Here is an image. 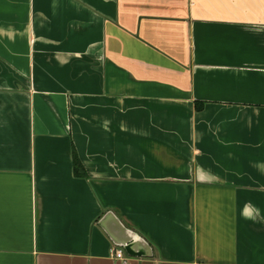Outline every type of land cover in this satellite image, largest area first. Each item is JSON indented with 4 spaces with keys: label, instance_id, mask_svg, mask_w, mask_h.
<instances>
[{
    "label": "crops",
    "instance_id": "obj_1",
    "mask_svg": "<svg viewBox=\"0 0 264 264\" xmlns=\"http://www.w3.org/2000/svg\"><path fill=\"white\" fill-rule=\"evenodd\" d=\"M0 264H264V0H0Z\"/></svg>",
    "mask_w": 264,
    "mask_h": 264
},
{
    "label": "water",
    "instance_id": "obj_2",
    "mask_svg": "<svg viewBox=\"0 0 264 264\" xmlns=\"http://www.w3.org/2000/svg\"><path fill=\"white\" fill-rule=\"evenodd\" d=\"M99 225L108 234L114 245L122 247L127 255L134 257L152 255L150 245L139 234L125 227L111 211L106 212L100 218Z\"/></svg>",
    "mask_w": 264,
    "mask_h": 264
},
{
    "label": "trees",
    "instance_id": "obj_3",
    "mask_svg": "<svg viewBox=\"0 0 264 264\" xmlns=\"http://www.w3.org/2000/svg\"><path fill=\"white\" fill-rule=\"evenodd\" d=\"M73 170H74V173L78 176H83L85 174L84 172V169L80 163V161L78 160L75 152L73 153Z\"/></svg>",
    "mask_w": 264,
    "mask_h": 264
},
{
    "label": "built area",
    "instance_id": "obj_4",
    "mask_svg": "<svg viewBox=\"0 0 264 264\" xmlns=\"http://www.w3.org/2000/svg\"><path fill=\"white\" fill-rule=\"evenodd\" d=\"M112 255L118 259L121 260L122 262H125L127 260V256L124 253V250L122 247L119 246H114L112 248Z\"/></svg>",
    "mask_w": 264,
    "mask_h": 264
},
{
    "label": "clouds",
    "instance_id": "obj_5",
    "mask_svg": "<svg viewBox=\"0 0 264 264\" xmlns=\"http://www.w3.org/2000/svg\"><path fill=\"white\" fill-rule=\"evenodd\" d=\"M201 179H203V174H201ZM249 218H254V217H251V215H249Z\"/></svg>",
    "mask_w": 264,
    "mask_h": 264
}]
</instances>
